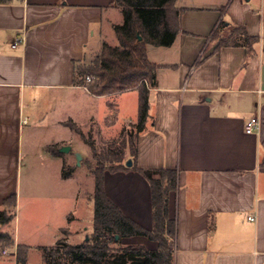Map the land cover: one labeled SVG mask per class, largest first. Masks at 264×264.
I'll return each mask as SVG.
<instances>
[{"label": "crops", "instance_id": "1", "mask_svg": "<svg viewBox=\"0 0 264 264\" xmlns=\"http://www.w3.org/2000/svg\"><path fill=\"white\" fill-rule=\"evenodd\" d=\"M114 2L0 1V208L17 194L31 121L72 132V122L93 125L104 139L118 138L126 124L137 122L138 115L98 116L101 100L121 92L95 95L75 83V62H91L103 42L116 37L114 25L123 22V13ZM176 5L184 11L174 42L147 45L148 58L159 67L146 128L137 137V165L179 170L169 212L177 217L175 264H264V1ZM235 24L259 37L253 52L218 47L215 30L227 34ZM127 91L137 92L139 108L138 90ZM253 118L260 128L248 131ZM65 144L42 145L45 154L65 163L59 149ZM52 145L59 155L48 151ZM105 189L127 215L152 227L151 189L140 172L106 171ZM128 238L158 247L144 236Z\"/></svg>", "mask_w": 264, "mask_h": 264}, {"label": "trees", "instance_id": "2", "mask_svg": "<svg viewBox=\"0 0 264 264\" xmlns=\"http://www.w3.org/2000/svg\"><path fill=\"white\" fill-rule=\"evenodd\" d=\"M2 1V0H0ZM177 0H115L121 8L123 22L115 24L118 44L103 42L101 49L90 63L75 62V83L86 85L95 95H108L136 89L139 92L138 119L132 124L134 131H123L118 138L97 150L90 143L96 160L91 172L95 178L94 218L92 235L81 243L57 240L51 246H39L42 264H175L177 217L170 216V195L179 188V170L172 168H141L137 165V137L146 128L149 117L150 90L157 85L159 65L147 56V45L169 46L181 29L184 8L176 5ZM264 12V8H263ZM224 21L221 25H224ZM219 28V27H218ZM141 36V38H140ZM214 36L219 39L218 47L245 46L249 52L259 37L251 35L246 25L235 24L227 34L218 29ZM90 77V80H88ZM70 126L80 131L75 123ZM54 155L60 152L56 145L49 147ZM128 151L133 164L128 166L125 158ZM140 172L149 182L151 189V228L145 227L115 202L105 189V172ZM17 194H11L0 208V257L6 248L16 245L15 231L11 222L16 216ZM10 226L9 229H3ZM118 235V238L116 236ZM144 236L158 243L149 248L141 243H123L122 239ZM17 245V260L26 264L27 257L20 253Z\"/></svg>", "mask_w": 264, "mask_h": 264}, {"label": "rangeland", "instance_id": "3", "mask_svg": "<svg viewBox=\"0 0 264 264\" xmlns=\"http://www.w3.org/2000/svg\"><path fill=\"white\" fill-rule=\"evenodd\" d=\"M112 38H109V43L116 45V37ZM63 95L65 94L60 93L58 96ZM111 103L112 111L109 107ZM117 103L120 105L115 107L114 104ZM108 115L113 120L135 119L138 115L137 92L123 91L101 100L98 116L106 119ZM132 124L125 125V134L134 131ZM29 126L26 128L24 164L18 172L16 216L11 222V227L15 231L17 241L27 245H22L20 252L22 256L23 252L25 253L26 264H42L39 246H51L60 239L73 244L90 239L95 190V178L91 168L96 162L90 143L100 150L112 139L101 137L98 127L93 125L80 126V131L73 132L63 126H40L33 121ZM60 139H65L66 144L59 149L70 146V150L64 155L65 163L54 159L50 153L45 154L42 145L45 140L56 142ZM78 152L82 155L80 161L76 156ZM128 156L126 151L123 162L130 158ZM130 240L128 237L122 239L123 243ZM5 251L0 257V264H22L17 260L16 247L6 248Z\"/></svg>", "mask_w": 264, "mask_h": 264}, {"label": "built area", "instance_id": "4", "mask_svg": "<svg viewBox=\"0 0 264 264\" xmlns=\"http://www.w3.org/2000/svg\"><path fill=\"white\" fill-rule=\"evenodd\" d=\"M264 1V0H263ZM24 41V37L22 36L21 38H17L16 41L13 43V46L16 47L18 46L21 42ZM88 80H90V77H88ZM26 121V120H25ZM260 128V121L256 118H253L249 120L246 129L248 131H257ZM251 220L255 219V216H249ZM6 253V251H4Z\"/></svg>", "mask_w": 264, "mask_h": 264}, {"label": "water", "instance_id": "5", "mask_svg": "<svg viewBox=\"0 0 264 264\" xmlns=\"http://www.w3.org/2000/svg\"><path fill=\"white\" fill-rule=\"evenodd\" d=\"M140 38H141V36H140ZM69 150H70V146H64V147H62V148L60 149V151H62V152H67V151H69ZM76 156H77L78 160L80 161L81 158H82L81 153H77ZM126 164H127L128 166H131V165L133 164V159H132V158H129V159L127 160ZM116 238H118V235L116 236Z\"/></svg>", "mask_w": 264, "mask_h": 264}]
</instances>
